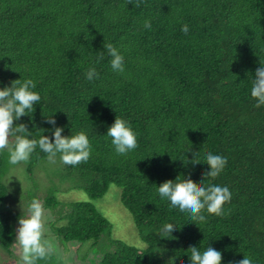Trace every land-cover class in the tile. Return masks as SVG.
<instances>
[{
  "label": "trees",
  "instance_id": "trees-1",
  "mask_svg": "<svg viewBox=\"0 0 264 264\" xmlns=\"http://www.w3.org/2000/svg\"><path fill=\"white\" fill-rule=\"evenodd\" d=\"M108 44L124 55L123 74L112 72ZM259 64L264 0H0V87L31 78L41 97L30 117L13 125L24 123L34 139L51 138L45 117L53 115L62 135L86 131L91 154L63 164V177L91 199L116 185L148 245L112 239L111 224L90 203L48 198L46 207L62 210L66 221L57 235L64 243L99 245V264H189L190 246L220 250L222 264H236L243 253L264 264V105L250 95ZM91 66L99 75L88 81ZM115 117L138 133L127 155H117L105 135ZM208 151L227 158L211 182L228 186L232 197L221 216L190 221L169 211L155 186L176 179L199 185ZM2 152L0 247L10 253L16 231L2 210L10 195ZM193 155L201 162L195 170L182 163ZM30 158L48 157L37 147ZM167 223L172 239L162 235Z\"/></svg>",
  "mask_w": 264,
  "mask_h": 264
},
{
  "label": "clouds",
  "instance_id": "clouds-1",
  "mask_svg": "<svg viewBox=\"0 0 264 264\" xmlns=\"http://www.w3.org/2000/svg\"><path fill=\"white\" fill-rule=\"evenodd\" d=\"M143 27L150 28V21L144 20ZM180 30L187 34L188 25H182ZM106 48L112 72L123 74L125 72L124 55L112 44L106 45ZM98 75L95 66L88 67L84 73L88 81L97 79ZM15 81V84L0 87V151L7 152L8 163L17 165L26 162L37 147L47 154L51 162H55L57 154H59V160L65 165L74 166L81 161H86L92 149L84 130H79L72 135H62L64 128L56 125L53 115L45 117V122L52 126L51 138L40 134L38 139H34L24 123L13 125V122L21 116L30 117L34 105L39 104L41 99L33 79L25 78L23 81L19 79ZM250 95L255 98L257 105H264V65L259 64L255 70ZM105 135L110 138V143L117 155H127L137 147L138 133L125 118L115 117L112 124L107 127ZM13 136L14 141L10 142L9 138ZM196 155H193L191 160L182 156L185 167L191 166L195 170L196 165L201 163L194 159ZM226 163L225 156L208 151L204 153L201 163L207 165V170L202 173L204 178L199 185H193L190 182L182 183L181 179H176L175 182L164 180L159 186H155V191L168 205L169 211H176L182 216H187L190 221H205L207 218L205 213L221 216L224 205L231 200L232 193L228 186L211 181L223 172ZM206 177L209 178L207 184L203 183ZM74 187L77 188L75 183ZM46 221L44 209L38 199L30 202L27 216L18 219L16 238L21 249L23 264H35L37 259H43L52 252L51 244L43 239ZM173 232L174 229L169 223L162 229V235L170 236L171 239ZM76 244L80 247L79 243ZM142 246L148 247L145 243H142ZM188 250H190L189 264H222L220 250L208 246L203 250L197 246H190ZM236 264H256V261L251 255L243 253V258Z\"/></svg>",
  "mask_w": 264,
  "mask_h": 264
},
{
  "label": "rangeland",
  "instance_id": "rangeland-1",
  "mask_svg": "<svg viewBox=\"0 0 264 264\" xmlns=\"http://www.w3.org/2000/svg\"><path fill=\"white\" fill-rule=\"evenodd\" d=\"M6 154L2 152L8 163ZM63 175V163L59 160V155L55 162L49 161L48 158L35 162L29 157L26 162L10 165L5 175L10 195L3 203L2 210L9 215L15 231L18 219L27 216L28 206L33 199H38L44 209V219L47 221L44 223L43 239L51 244L52 252L43 259H37L35 264H99L101 259L99 245L92 247L88 242L79 244V247L77 244L64 243L61 240L56 229L65 225L66 221L60 219L62 210L52 214L46 207L45 201L50 197L64 206L73 202L92 204L111 224L112 239L138 249L145 248L130 213L121 204V190L116 185L110 184L101 198L91 199L84 191L74 187L71 178H65ZM0 264H23L16 232L10 253L0 247Z\"/></svg>",
  "mask_w": 264,
  "mask_h": 264
}]
</instances>
